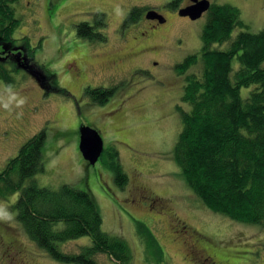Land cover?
I'll return each instance as SVG.
<instances>
[{
  "label": "rangeland",
  "instance_id": "obj_1",
  "mask_svg": "<svg viewBox=\"0 0 264 264\" xmlns=\"http://www.w3.org/2000/svg\"><path fill=\"white\" fill-rule=\"evenodd\" d=\"M210 1L237 6L247 24L217 47L226 49L240 30L264 29V0ZM187 2L19 0L14 5L20 21L14 38L18 44L27 43L33 52L31 70L48 73L49 80L42 87L26 68L16 70L14 62L4 63L13 76V90L26 102L20 108L10 106L11 110L0 104V170L21 145L45 129V170L35 180L50 188L67 183L89 191L101 210L103 230L127 240L133 264H264V227L192 204L195 195L172 159L183 125L176 106L189 110L181 99L185 77L175 64L201 50V33L208 20L207 11L193 20L181 16L179 10ZM135 7H150L166 17L150 39L140 37L146 15L139 20L141 26L131 24L139 25L137 29L123 27ZM96 12L105 14L107 26L102 31L106 41L78 35L77 24L94 23ZM146 43L151 48L141 53L149 52L145 57L150 61L141 59L138 52ZM110 60L118 61L110 66ZM232 65L236 70L238 59ZM5 85L0 77V93ZM89 86L115 87V93L106 103H98L85 93ZM256 87H243L242 96L249 97ZM82 124L95 127L104 140L103 154L92 165L79 146ZM116 158L129 178L124 188L115 181ZM17 198H0V206L12 214L11 219H0V264H74L53 259L31 240L12 208ZM136 222L153 232L161 250L147 247L149 239L137 232ZM88 240L74 239L59 247L75 253ZM96 260L114 263L105 254H97Z\"/></svg>",
  "mask_w": 264,
  "mask_h": 264
},
{
  "label": "trees",
  "instance_id": "obj_2",
  "mask_svg": "<svg viewBox=\"0 0 264 264\" xmlns=\"http://www.w3.org/2000/svg\"><path fill=\"white\" fill-rule=\"evenodd\" d=\"M18 1L0 0L3 50L19 48L18 39L14 38V30L20 25L14 6ZM174 6L179 8L177 2ZM146 9L133 8L123 27L137 23ZM207 12L208 20L201 33L203 47L175 64L177 72L185 77L181 99L189 110L176 106L183 125L171 152L172 159L195 195L192 204L240 223L264 227V29L240 30L230 45L221 49L216 45L225 43L236 28L247 24L237 6L213 3ZM94 19V23L77 24L78 35L106 41L102 31L107 26L105 14L96 12ZM24 45L33 57L28 45ZM235 58L239 64L236 70L232 65ZM4 63L0 59V77L12 85L13 76ZM20 67L15 64L16 70ZM251 84L257 87L249 97H243L241 89ZM114 88L89 86L85 93L94 101L105 103L115 93ZM46 139V130L41 129L21 145L16 156L8 159L0 170V198L18 195L12 208L19 223L53 259L100 264L96 256L105 254L113 264H133V251L127 240L103 230L101 210L89 191L67 183L50 188L35 180L45 170ZM117 153L114 149L113 155ZM113 166L115 181L124 188L129 178L118 158ZM136 225L137 232L149 239L147 247L161 250L153 232L143 229V224ZM85 237L89 240L82 241L78 252L59 247L60 243Z\"/></svg>",
  "mask_w": 264,
  "mask_h": 264
},
{
  "label": "water",
  "instance_id": "obj_3",
  "mask_svg": "<svg viewBox=\"0 0 264 264\" xmlns=\"http://www.w3.org/2000/svg\"><path fill=\"white\" fill-rule=\"evenodd\" d=\"M192 4L183 6L179 10V14L182 16H189L192 20L198 19L203 16V14L210 9L212 3L210 0H192ZM163 14H158L156 10L149 9L146 13V17L157 18L160 22H164ZM23 63L21 68H26L30 74H32L36 79L40 80L39 71L31 70L33 65L27 62V53L24 52ZM80 150L83 157L92 165L95 164L101 157L104 151V140L103 136L99 131L92 125H82L80 127Z\"/></svg>",
  "mask_w": 264,
  "mask_h": 264
},
{
  "label": "flooded vegetation",
  "instance_id": "obj_4",
  "mask_svg": "<svg viewBox=\"0 0 264 264\" xmlns=\"http://www.w3.org/2000/svg\"><path fill=\"white\" fill-rule=\"evenodd\" d=\"M186 2H187V0H186ZM193 2H192V0H188V2H187V4L185 5V6H187V5H190V4H192ZM212 3V2H211ZM149 9H153V8H147L145 11H144V13H143V15H144V17H145V15H146V13L149 11ZM155 10V9H154ZM157 11V10H156ZM157 13L158 14H160L158 11H157ZM163 18H164V22H166V17H164V15L162 16ZM185 17H188L189 18V16H185ZM142 19H143V17H142ZM144 19H146V24H145V21H144V24H141V22L142 21H138L137 23L140 25H142V26H145V29H144V31H141V38H143V40H147V39H150L151 38V35L154 33V32H156L157 30H155L156 28H158L160 25V21H159V19H157V18H150V19H148L147 17L146 18H144ZM160 22V23H159ZM134 24H136V23H134ZM139 25H138V27H139ZM140 25V26H141ZM128 27V26H127ZM129 27H132L131 29H129L130 31H132V30H135V28L137 29L138 27H135V26H132L131 24H129ZM124 28H126V27H124ZM136 39H137V36H134ZM139 38V37H138ZM142 40V41H143ZM144 43V42H143ZM25 43L23 42V44H18V47L19 48H14V47H11V48H9V49H7V50H3V48H0V59H2L3 60V62H14V64H16V65H18V66H21L22 64H24L23 63V58H24V52H26L27 53V61L30 63V64H35L34 63V58L32 57V55H30V53H28V51L26 50V47H25V45H24ZM27 44V43H26ZM148 43H146V44H143V45H140V50H138V52L139 53H141V50L142 51H145V50H148L149 48H151V47H149L148 45H147ZM148 54H149V52H147ZM146 52H143V53H141V55H140V57H141V59H145L146 58V60H148V61H150L149 59L150 58H147V57H145V54H147ZM139 57V58H140ZM118 60H110V66L112 65V64H116V62H117ZM152 63H158V61H156V60H152ZM21 68V67H20ZM22 69V68H21ZM131 69H133V68H131ZM39 73H40V80H38L37 79V81H38V83L42 86V87H46V86H48V80H49V75H48V73H45V72H43V71H40L39 70ZM79 75H80V73H79ZM83 75V73L81 72V75L80 76H82ZM108 100H109V98H108ZM107 102V101H106ZM105 102V103H106ZM82 125H84V124H82Z\"/></svg>",
  "mask_w": 264,
  "mask_h": 264
},
{
  "label": "clouds",
  "instance_id": "obj_5",
  "mask_svg": "<svg viewBox=\"0 0 264 264\" xmlns=\"http://www.w3.org/2000/svg\"><path fill=\"white\" fill-rule=\"evenodd\" d=\"M26 102V98L16 93L13 90V85L8 84L3 88V92L0 93V104L4 109L11 110L10 106L14 105L16 108L22 107ZM12 214L3 209L0 206V219H11Z\"/></svg>",
  "mask_w": 264,
  "mask_h": 264
}]
</instances>
